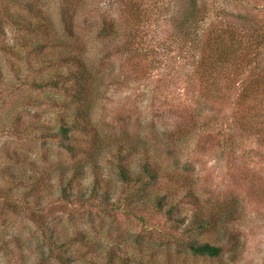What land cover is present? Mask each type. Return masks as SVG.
Listing matches in <instances>:
<instances>
[{"label": "rangeland", "instance_id": "1", "mask_svg": "<svg viewBox=\"0 0 264 264\" xmlns=\"http://www.w3.org/2000/svg\"><path fill=\"white\" fill-rule=\"evenodd\" d=\"M190 1L34 0L43 38L19 44L3 24L0 264H264V0H192L182 24ZM77 59L88 121L63 133L73 102L48 81ZM261 79L240 105L236 89ZM144 164L156 181L136 195L118 167ZM205 210L214 221L192 230ZM185 228L219 254L175 241Z\"/></svg>", "mask_w": 264, "mask_h": 264}, {"label": "trees", "instance_id": "2", "mask_svg": "<svg viewBox=\"0 0 264 264\" xmlns=\"http://www.w3.org/2000/svg\"><path fill=\"white\" fill-rule=\"evenodd\" d=\"M34 0H0V30H3V24L9 23L14 30V32H20L21 35L16 39L17 44L20 43L22 39H24L25 36L28 37V33L35 34L34 37H42V32L44 31L42 29V26H47V20L44 18H39L41 20H35L33 18L41 17L40 13H33V4ZM195 2L192 0L190 1V5L188 10L185 11L184 16H182V19L180 20L182 24H189L191 25V20L194 19V11H195ZM11 6L13 8L11 9ZM181 24V25H182ZM36 25V26H34ZM106 28L107 25H105ZM32 28L34 30H32ZM43 38V37H42ZM213 41H216L217 44V50L216 55L217 57H223V52L225 48L228 46L229 42H225V38L218 37L215 39H212ZM211 40V42H212ZM36 45L35 49H39L42 45L40 44H33ZM23 48H26V46H22ZM219 47V49H218ZM37 51V50H35ZM67 61H69L70 58H65ZM77 62L75 66H78V71L71 74V71L66 75L63 76L62 79L56 78L54 81H48L50 84H52L54 87L59 86L60 91H62L64 98H70L72 99L73 106L75 112H73V122L69 123L67 127H61V131L65 133L68 131V129H71L74 127V129H80L78 126H76V122H79L78 120L82 119L85 121L87 120L86 115L87 114V108H88V99H87V92L92 87L91 81L93 80V76L91 73V70L82 63V59H77ZM202 68V66H200ZM199 68L198 74L205 76V71L203 69ZM92 79V80H91ZM261 80H255L253 82H250L249 80L242 84V86L238 87L236 89V92L233 96H235L236 100L240 105H246V103L251 102L255 100V93H257V87L255 86L258 82H261ZM65 107L70 108V106L67 103H64ZM72 106V107H73ZM89 119V117H88ZM144 169L141 171L143 176L134 177L131 176L130 172L128 171V168L124 166H119L121 173V178L124 181L125 185L130 183H135L137 185L132 186L134 188V193L136 195H142L144 191H146V186L150 184L151 182L156 181V176L152 174V172L147 169V165L144 164ZM143 180H140V179ZM37 188V187H36ZM65 187H62L64 191ZM190 193V191H188ZM164 196L156 197V207L161 209L164 205ZM167 203V202H166ZM168 204V203H167ZM169 207L166 210V215L169 219L173 221V223L176 225L177 218H176V211L178 208H175L177 204L170 203L168 204ZM164 207V206H163ZM219 207V206H218ZM208 211V210H205ZM204 211V212H205ZM203 212V213H204ZM204 215V216H203ZM215 212L208 211V214H200L195 213L193 221L191 223L193 224L192 230H199L205 226H210L209 224L214 221ZM140 221H143L142 217H139ZM213 219V220H212ZM209 220V221H208ZM190 228H185V230L182 229V231L174 237V240L177 241L182 246H185L187 249H190L193 253L207 255V256H217L220 252V246L210 244L208 242L203 243H197L196 241H192L189 238L186 239V235H188L187 232H189Z\"/></svg>", "mask_w": 264, "mask_h": 264}]
</instances>
